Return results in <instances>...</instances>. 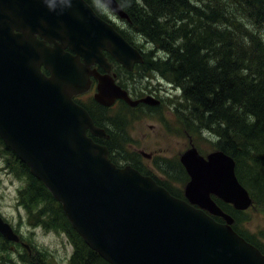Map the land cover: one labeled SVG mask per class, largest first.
Returning <instances> with one entry per match:
<instances>
[{
    "label": "water",
    "instance_id": "water-1",
    "mask_svg": "<svg viewBox=\"0 0 264 264\" xmlns=\"http://www.w3.org/2000/svg\"><path fill=\"white\" fill-rule=\"evenodd\" d=\"M102 1L130 19L118 0ZM104 50L129 69L143 61L86 0H0V137L111 264H264V252L212 198L237 210L254 204L231 155L205 156L191 144L180 156L190 176L181 198L131 165L117 166L87 134L107 136L73 96L89 90L95 62L109 70ZM98 78L102 104L138 103L108 74ZM0 233L20 240L1 214Z\"/></svg>",
    "mask_w": 264,
    "mask_h": 264
},
{
    "label": "trees",
    "instance_id": "trees-1",
    "mask_svg": "<svg viewBox=\"0 0 264 264\" xmlns=\"http://www.w3.org/2000/svg\"><path fill=\"white\" fill-rule=\"evenodd\" d=\"M87 1L105 17L91 0ZM118 2L129 14L132 28L164 53V58L158 57L161 59L149 70L159 72L182 89L188 102L187 118L218 137L217 149L235 159L236 173L254 204H264V0ZM123 35L139 47L131 36ZM118 142L121 145L117 149L124 155L127 150ZM0 143L28 179L21 191L22 204L29 208L39 201L50 203L46 208L55 211L48 222L63 228L74 240L77 250L71 264H110L85 243L61 203L1 137ZM168 189L175 196H184ZM217 202L235 221L246 213ZM48 210L40 215L44 217ZM234 228L264 252V246L247 238L236 222Z\"/></svg>",
    "mask_w": 264,
    "mask_h": 264
},
{
    "label": "rangeland",
    "instance_id": "rangeland-1",
    "mask_svg": "<svg viewBox=\"0 0 264 264\" xmlns=\"http://www.w3.org/2000/svg\"><path fill=\"white\" fill-rule=\"evenodd\" d=\"M91 2L102 15L110 17L139 47H143L151 55V50L155 48L141 33L132 28L128 19L114 12L102 0ZM155 52V59L164 58L163 52ZM160 56L162 57L158 58ZM123 78L121 84L133 90L135 94L145 95L144 92L155 89L157 95L163 99L164 106L155 110V116L153 113L147 114V119H142L140 112L132 115V119L136 120L133 125L136 142L125 144L123 148L127 150V157L119 154L118 160L124 163L128 157L133 161L141 159L142 165L146 164L172 188V191L183 193L190 176L180 162V155L194 144L201 154L207 156L217 150L218 137L201 127L199 122L194 125L191 123L187 118L190 115L188 102L183 97L182 89L174 85L172 80L156 71H150L143 81ZM87 103L94 107L89 101ZM142 130H145V133L142 134ZM115 132L118 133L116 130ZM140 150L151 153V157L141 155ZM18 167L14 157L0 143V214L20 236V241H12L0 235V264H71V258L77 250L76 244L67 231L48 222V217L55 211L46 208L50 203L39 201L29 208L22 204L21 191L27 187L28 179ZM43 210H48L44 217L40 215ZM236 226L247 238L264 246V204L258 202L248 209L242 219L238 218ZM21 241L28 244L29 248Z\"/></svg>",
    "mask_w": 264,
    "mask_h": 264
},
{
    "label": "flooded vegetation",
    "instance_id": "flooded-vegetation-1",
    "mask_svg": "<svg viewBox=\"0 0 264 264\" xmlns=\"http://www.w3.org/2000/svg\"><path fill=\"white\" fill-rule=\"evenodd\" d=\"M106 18L109 22L114 24L115 28L122 35H123V33L128 35L127 32L124 29H122L118 24H116L110 17L106 16ZM137 48L141 52V54H143L144 60L142 62H136L135 61L132 65L131 69L124 66L121 62H119L116 58H114L110 53L105 52L106 62L109 64V70H107L103 65H101L99 63H95V64L91 65L90 69L92 71H95L96 74L92 73L90 75V78H91L90 89L85 93H81L79 95L74 96V99L76 100L77 103H79L81 105L85 104L83 106H85L89 110V112L91 113V115L95 121V124L97 126H99L100 128L104 129L105 134L107 136H97V135H94L92 133H90V135L99 144L107 146V148L109 150V157L117 166L124 167L127 165H131L132 167L139 170L142 174L152 176L158 184H160L166 188H169L170 186L166 182H164L162 179H160L158 177V175L154 174L149 169V167H147L146 164H145V166L142 165L143 161L141 159L138 161H133V160H131V157H128V159L124 160L125 161L124 163H122L121 161L118 160L119 154H121V156H123V157H127V155H126L127 153H125L123 155L117 149V147H119V145H121V144H119L118 141H120L123 145L134 144L136 142V139L134 137V132H133V125L135 124L136 120L132 119V115L137 113V112H140L142 114V119H147V117H148L147 114L152 115V113H153V116H155V110L160 109L164 106L163 99L159 95H157V93L155 92V89H151L149 92H144L145 95L135 94V92L133 90L126 88L124 85L121 84V82L124 79L123 77H125L127 79L136 78V81H138V80L143 81V78L148 77L150 71L155 72V70H149V66L150 65L153 66L155 64V61L157 60V59H155V56H156L155 53H157V52H155V49L151 50V55H150L149 53H147L144 50L143 47L140 46ZM106 74H108L118 86H120L123 90H126L128 95L130 96V98L132 100H137L138 103L136 105H131L123 98H117L113 102V104H111L109 106L104 105L101 102H99L95 98V95L99 91L98 86L100 84V79L98 78V76H105ZM142 85H143V82L141 83V86ZM145 98H151L154 100L155 99L159 100V103L157 105H155V104L152 105V104L144 101L143 99H145ZM87 101L92 103V105L94 107H92L90 104H88ZM116 113H117V115H114ZM153 119L155 120V118H153ZM115 130L118 133H116ZM143 133H145V130H142V134ZM154 133H155V130H154ZM191 140L192 139H190V142H191ZM139 153L141 155L148 157V158H150L152 155L151 153L148 154L143 150H140ZM180 162H181V160H180ZM185 171L187 172L186 168H185ZM184 190H185V186H184ZM184 190H183V194H184ZM212 198L216 201V203L220 207H221V205L217 202V200H220L222 203L231 205V207L234 208V210H236V211H240V210H237L233 206V204L224 202L222 199H220L217 196L213 195ZM227 213H229V212H227ZM215 219H217L218 221H223V219L221 217H215ZM233 227H234V225H233ZM21 242L25 246H27V247L29 246L28 244L24 243L23 241H21ZM30 251L31 250L29 249V252Z\"/></svg>",
    "mask_w": 264,
    "mask_h": 264
}]
</instances>
